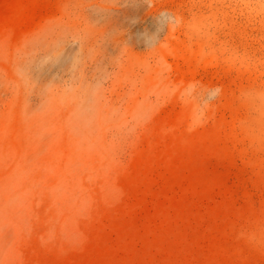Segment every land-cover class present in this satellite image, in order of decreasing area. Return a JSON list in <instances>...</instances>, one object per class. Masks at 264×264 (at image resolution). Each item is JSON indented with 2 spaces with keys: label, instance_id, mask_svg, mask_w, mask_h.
<instances>
[{
  "label": "rangeland",
  "instance_id": "rangeland-1",
  "mask_svg": "<svg viewBox=\"0 0 264 264\" xmlns=\"http://www.w3.org/2000/svg\"><path fill=\"white\" fill-rule=\"evenodd\" d=\"M0 264H264V0H0Z\"/></svg>",
  "mask_w": 264,
  "mask_h": 264
}]
</instances>
